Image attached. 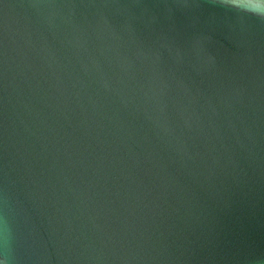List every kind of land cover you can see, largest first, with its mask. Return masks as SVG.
<instances>
[{
	"label": "water",
	"instance_id": "water-1",
	"mask_svg": "<svg viewBox=\"0 0 264 264\" xmlns=\"http://www.w3.org/2000/svg\"><path fill=\"white\" fill-rule=\"evenodd\" d=\"M0 264H264V19L0 0Z\"/></svg>",
	"mask_w": 264,
	"mask_h": 264
},
{
	"label": "clouds",
	"instance_id": "clouds-1",
	"mask_svg": "<svg viewBox=\"0 0 264 264\" xmlns=\"http://www.w3.org/2000/svg\"><path fill=\"white\" fill-rule=\"evenodd\" d=\"M225 6L264 19V0H222Z\"/></svg>",
	"mask_w": 264,
	"mask_h": 264
}]
</instances>
